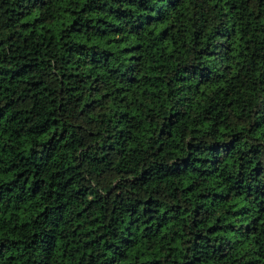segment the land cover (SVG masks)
Listing matches in <instances>:
<instances>
[{
	"label": "trees",
	"instance_id": "trees-1",
	"mask_svg": "<svg viewBox=\"0 0 264 264\" xmlns=\"http://www.w3.org/2000/svg\"><path fill=\"white\" fill-rule=\"evenodd\" d=\"M0 264H264V0H0Z\"/></svg>",
	"mask_w": 264,
	"mask_h": 264
}]
</instances>
